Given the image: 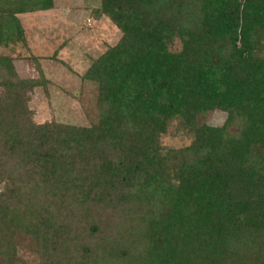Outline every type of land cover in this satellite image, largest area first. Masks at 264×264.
<instances>
[{"label":"trees","instance_id":"16d2710c","mask_svg":"<svg viewBox=\"0 0 264 264\" xmlns=\"http://www.w3.org/2000/svg\"><path fill=\"white\" fill-rule=\"evenodd\" d=\"M53 5L0 0V45ZM96 15L122 37L84 75L90 126L36 123L44 80L0 55V264L22 248L37 264H264V0H102ZM216 110L222 126L201 119ZM174 121L188 146L162 143Z\"/></svg>","mask_w":264,"mask_h":264},{"label":"rangeland","instance_id":"374dc122","mask_svg":"<svg viewBox=\"0 0 264 264\" xmlns=\"http://www.w3.org/2000/svg\"><path fill=\"white\" fill-rule=\"evenodd\" d=\"M101 1L53 0L49 10L19 14L23 35L1 43L0 55L10 58L20 78L44 80L29 101L36 123L90 126L97 121V85L84 75L122 37L110 18L96 15ZM181 48L178 39L170 45L174 52ZM226 118L220 110L201 117L212 126H222ZM192 139L174 121L161 141L168 148H183ZM20 256L24 264H37L36 255L27 248L21 249Z\"/></svg>","mask_w":264,"mask_h":264}]
</instances>
